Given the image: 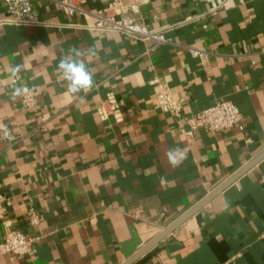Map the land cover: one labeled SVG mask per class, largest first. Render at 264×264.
<instances>
[{"label":"crops","instance_id":"1","mask_svg":"<svg viewBox=\"0 0 264 264\" xmlns=\"http://www.w3.org/2000/svg\"><path fill=\"white\" fill-rule=\"evenodd\" d=\"M58 1L32 0L45 25L0 24V242L10 229L35 240L31 256L0 264H125L264 153V0H144L140 21L174 27L154 50L79 28L112 0H86L74 17ZM7 14L0 0V22ZM72 48L94 80L77 94L57 71ZM160 84L182 101L180 116L157 107ZM220 101L244 129L188 140L185 118ZM108 103L119 110L103 118ZM136 264H264V159Z\"/></svg>","mask_w":264,"mask_h":264},{"label":"built area","instance_id":"2","mask_svg":"<svg viewBox=\"0 0 264 264\" xmlns=\"http://www.w3.org/2000/svg\"><path fill=\"white\" fill-rule=\"evenodd\" d=\"M86 0H59V6L70 16L84 14L83 5ZM144 0H112L103 10L93 15L95 21L92 24L79 26L90 32L119 33L133 41L153 43L152 50L157 46L168 43L166 32L173 29L169 27L162 30H151L139 20ZM8 14L0 24H12L17 26H41L45 25L37 20L33 13L32 0H7ZM191 55L201 61L209 58V52L201 48H189ZM27 109H32L34 97L28 93L24 98ZM157 107L175 116H180L182 101L174 98L170 87L160 84L156 92ZM111 110L102 108L103 118L118 112V106L108 103ZM186 128L181 132L188 140H193L195 132L201 129L223 133L233 127L244 129L243 116L240 110L230 101H220L213 107L201 110L185 118ZM6 198L0 194V221L6 215ZM30 223L39 224V215L34 209L30 210ZM34 238L19 230H7L2 242H0V257L11 255L13 257L31 256L33 253Z\"/></svg>","mask_w":264,"mask_h":264},{"label":"clouds","instance_id":"3","mask_svg":"<svg viewBox=\"0 0 264 264\" xmlns=\"http://www.w3.org/2000/svg\"><path fill=\"white\" fill-rule=\"evenodd\" d=\"M70 53L72 55L64 56L57 65V71L60 73L61 78L66 81L68 93L77 94L82 90H90L94 86L92 72L87 68L83 60L76 58L81 55L77 49H70ZM20 70V65L11 69L13 74L19 73ZM17 93H19V89H17ZM167 157L171 164L178 165L184 158V154L179 148H175L167 152Z\"/></svg>","mask_w":264,"mask_h":264},{"label":"water","instance_id":"4","mask_svg":"<svg viewBox=\"0 0 264 264\" xmlns=\"http://www.w3.org/2000/svg\"><path fill=\"white\" fill-rule=\"evenodd\" d=\"M262 159H264V153L260 155L253 162L245 166L238 173H236L231 179L226 181L219 188L214 190L208 196H206L200 203L188 211L185 215L180 217L175 223L168 227L162 234H160L156 239L151 241L146 247L139 251L136 255L130 258L125 264H136L139 260L145 257L149 252L156 248L161 242H163L167 237H169L176 229H178L187 220L198 213L202 208H204L208 203H210L216 196L224 192L228 187L235 183L239 178H241L245 173L251 170L255 165H257Z\"/></svg>","mask_w":264,"mask_h":264}]
</instances>
